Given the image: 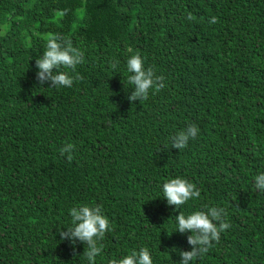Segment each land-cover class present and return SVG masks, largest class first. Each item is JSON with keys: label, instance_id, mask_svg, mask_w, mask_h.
Here are the masks:
<instances>
[{"label": "trees", "instance_id": "16d2710c", "mask_svg": "<svg viewBox=\"0 0 264 264\" xmlns=\"http://www.w3.org/2000/svg\"><path fill=\"white\" fill-rule=\"evenodd\" d=\"M0 33V264H88L58 232L80 204L110 221L95 264L141 247L179 264L175 216L204 205L231 227L189 264H264V0H0ZM52 34L84 53L71 87L36 80ZM136 53L165 87L130 103ZM189 124L197 137L171 147ZM176 176L201 190L179 209L162 192Z\"/></svg>", "mask_w": 264, "mask_h": 264}, {"label": "clouds", "instance_id": "9594fccd", "mask_svg": "<svg viewBox=\"0 0 264 264\" xmlns=\"http://www.w3.org/2000/svg\"><path fill=\"white\" fill-rule=\"evenodd\" d=\"M66 11H61L59 15L63 16ZM192 20L193 16L189 13L186 17ZM218 22L216 16L209 19L210 24ZM5 34V33H0ZM84 62V53L81 48L73 45V42L59 34H52L47 37L43 55L35 60L36 80L43 85L50 82V87H71L74 80L79 81L83 77L76 71L77 66ZM118 61L113 62L111 67L115 69ZM127 71L130 73L127 77L128 84L133 86V90L127 97L129 102L138 100H147L150 91L159 92L165 87L164 77L157 75L153 67L145 68L144 60L139 53L131 55L126 62ZM69 69L62 71L61 69ZM57 71L54 72L53 70ZM199 133V128L195 124H189L186 128L175 132L170 137V145L176 149L187 147L190 139H195ZM74 144L66 143L60 149V155L67 154V159H73L72 152ZM255 188L264 191V173H259L254 177ZM163 197L167 204L179 209L190 200L198 199L201 190L190 180L176 176L167 179L162 185ZM71 226L66 227V231L58 229L61 240H69L73 245L78 240L87 247L84 255L88 264H95L96 257L102 253L103 240L106 232L111 230L110 221L103 214L100 205L80 204L72 207L70 210ZM227 213L224 208L218 206L204 205L202 209L192 211L185 215L179 212L176 218L175 230L180 233L188 232L187 242L191 245L190 251L180 252L179 264H189L195 261L203 254H206L213 247L214 242H219L221 233L231 227L226 220ZM108 264H153L151 254L147 247H141L138 251L131 250L120 259H110Z\"/></svg>", "mask_w": 264, "mask_h": 264}, {"label": "bare ground", "instance_id": "6f19581e", "mask_svg": "<svg viewBox=\"0 0 264 264\" xmlns=\"http://www.w3.org/2000/svg\"><path fill=\"white\" fill-rule=\"evenodd\" d=\"M206 63V62H205ZM202 64V63H201ZM203 65V64H202ZM203 66H205V65H203ZM201 68V67H200Z\"/></svg>", "mask_w": 264, "mask_h": 264}]
</instances>
